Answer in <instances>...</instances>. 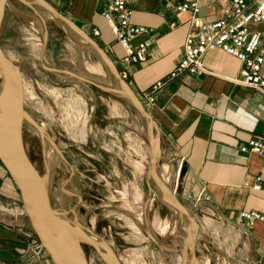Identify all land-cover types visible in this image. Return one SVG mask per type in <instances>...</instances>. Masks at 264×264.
Here are the masks:
<instances>
[{"label":"crops","instance_id":"crops-1","mask_svg":"<svg viewBox=\"0 0 264 264\" xmlns=\"http://www.w3.org/2000/svg\"><path fill=\"white\" fill-rule=\"evenodd\" d=\"M44 1L70 24L37 0H30L29 5L25 0H8V31L14 26L22 29V19L37 16L42 21L46 12L51 18L43 21L46 36L43 34L39 52L41 61L56 68L53 72L62 74L63 79L90 80L82 69L89 63L85 61L91 60L92 51L77 27L106 51L120 72H129L126 81L142 102V93L176 66L191 30L189 15H178L170 0H129L133 22L148 28L133 44L149 39L151 46L144 62L127 64L123 48L101 17L109 0ZM217 8L216 3L204 5V20L223 17V10L218 12ZM254 27L261 32L258 52L264 56V22ZM94 29L100 34L94 35ZM203 63L199 74L171 81L158 92L153 104L143 103L160 133L157 172L161 169L176 185L177 176L181 177L183 197L203 217L199 226L202 237L211 239L212 247L224 256V264H264V223L248 228L240 216L242 210L264 214V192L253 190L256 176L264 179V159L240 150L251 137L264 138V93L236 81L241 62L221 49L206 53ZM147 141L149 158V138ZM152 184L157 186L154 181ZM21 208L18 189L0 161V264H53L45 250L34 252L37 241ZM202 264L215 263L208 259Z\"/></svg>","mask_w":264,"mask_h":264},{"label":"rangeland","instance_id":"rangeland-1","mask_svg":"<svg viewBox=\"0 0 264 264\" xmlns=\"http://www.w3.org/2000/svg\"><path fill=\"white\" fill-rule=\"evenodd\" d=\"M217 9L224 8L218 5ZM4 17L0 42L6 55L20 66L24 108L31 118L24 119L22 127L26 151L45 177L53 206L103 241L122 264H178L175 258L184 249L188 220L146 184L150 160L144 118L125 100L101 88L116 84L95 53L90 52L91 60L82 69L88 81L63 79L53 72L56 68L41 61L39 52L46 36L43 21L51 18L49 14L44 12L42 21L37 16L22 19L21 31L17 26L8 31L7 9ZM102 160L105 172L98 170ZM158 173L164 177L161 169ZM177 179V185L170 180V189L197 225L196 264L208 259L224 264V256L212 247L211 239L202 237L203 217L183 197L181 177ZM151 187L161 194L152 182ZM82 246L88 264H105L94 248Z\"/></svg>","mask_w":264,"mask_h":264},{"label":"water","instance_id":"water-1","mask_svg":"<svg viewBox=\"0 0 264 264\" xmlns=\"http://www.w3.org/2000/svg\"><path fill=\"white\" fill-rule=\"evenodd\" d=\"M37 1L54 16L70 24L47 2L44 0ZM7 6L8 0H0V31ZM74 28L85 40L88 48L98 56L115 81V88L102 86L101 88L104 91L113 92L117 97L125 100L144 118L151 146L150 167L147 171L149 188L169 206L184 215L188 220V225H192L191 231L184 240L182 252L183 256L186 257L187 264H193L189 255L193 256V262L196 264L194 246L197 239V225L188 209L176 198L171 189L165 186L157 172L160 133L156 121L130 84L121 76L116 64L106 51L94 39L77 27ZM26 118L31 119L24 108L22 71L20 66L6 55L0 42V161L18 189L33 234L53 264H88L82 244H88L94 248L105 264H122L111 249H107L105 244H100L94 240L77 221L68 219L64 212L53 206L46 180L36 169L26 151L22 132L23 122ZM33 123L35 124L34 121ZM35 126L43 134V130L36 124ZM152 181L157 184L161 194H158L150 186Z\"/></svg>","mask_w":264,"mask_h":264},{"label":"built area","instance_id":"built-area-1","mask_svg":"<svg viewBox=\"0 0 264 264\" xmlns=\"http://www.w3.org/2000/svg\"><path fill=\"white\" fill-rule=\"evenodd\" d=\"M170 3L178 15H189L191 30L186 36L183 53L176 66L164 79L142 93V103L153 104L158 92L171 81L185 74H199L204 69V55L215 49H221L241 62L236 79L239 84L264 93V56L258 52L261 32L251 29V25L264 22V0H170ZM211 3L223 6V17L212 21L204 20L203 6ZM101 17L108 23L115 40L123 48L124 61L127 64L144 62L147 59L151 41L145 39L137 45L133 41L147 33L148 28L133 22L134 10L129 0H109L101 12ZM93 33L99 35L100 31L94 29ZM120 74L125 80L129 76L127 70ZM240 150L258 154L264 159V138L251 137ZM253 190L264 192V179L261 175L256 176ZM20 212L26 214L24 208ZM240 216L248 228L256 222L264 223V214L256 210H242ZM34 252H44L38 241L34 245Z\"/></svg>","mask_w":264,"mask_h":264},{"label":"bare ground","instance_id":"bare-ground-1","mask_svg":"<svg viewBox=\"0 0 264 264\" xmlns=\"http://www.w3.org/2000/svg\"><path fill=\"white\" fill-rule=\"evenodd\" d=\"M88 132V131H87ZM41 136L44 138V137H46L47 135H45V134H42L41 133ZM166 167H167V165H166ZM170 167V166H169ZM167 169L168 168H166V171H167ZM159 176H160V178L163 180V182H164V184H165V186H167V187H169L170 188V180L167 178V177H163L162 175H160L159 174ZM45 178V177H44ZM174 194V193H173ZM154 196V195H153ZM153 199V198H152ZM151 201H153V200H151ZM66 215V214H65ZM66 217L68 218V216L66 215ZM69 219V218H68ZM188 223V222H187ZM132 227H134V225L132 226ZM175 227V226H174ZM191 229H192V225L190 224V225H187L185 228H184V239L185 238H187V236H188V234H189V232L191 231ZM167 231V230H166ZM90 237H92L94 240H96L97 242H99L100 244H104V242L103 241H101L100 239H98V238H96V237H93L92 235H90ZM108 246V245H107ZM177 249V248H176ZM181 249V248H180ZM172 250H174V249H172ZM182 251H183V249H182ZM185 258L186 257H184L183 256V252L181 253V254H179V255H177L176 256V262H178V264H184V262H185ZM189 258L193 261L194 260V258H193V256L192 255H189ZM196 262V261H195Z\"/></svg>","mask_w":264,"mask_h":264},{"label":"flooded vegetation","instance_id":"flooded-vegetation-1","mask_svg":"<svg viewBox=\"0 0 264 264\" xmlns=\"http://www.w3.org/2000/svg\"><path fill=\"white\" fill-rule=\"evenodd\" d=\"M98 164V166L100 167L98 170L99 171H103V172H105L104 170V166H102V165H105V162L102 160V161H100L99 163H97ZM94 171V170H93ZM94 174V173H93ZM91 172L89 173V175H93ZM96 174V173H95ZM95 182V181H94ZM147 185H148V183H146ZM85 253V252H84Z\"/></svg>","mask_w":264,"mask_h":264},{"label":"trees","instance_id":"trees-1","mask_svg":"<svg viewBox=\"0 0 264 264\" xmlns=\"http://www.w3.org/2000/svg\"><path fill=\"white\" fill-rule=\"evenodd\" d=\"M35 240L38 241V239L35 237ZM39 242V241H38Z\"/></svg>","mask_w":264,"mask_h":264}]
</instances>
